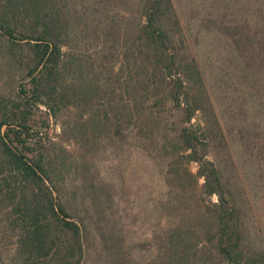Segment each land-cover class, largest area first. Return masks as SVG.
Listing matches in <instances>:
<instances>
[{"label": "trees", "instance_id": "trees-1", "mask_svg": "<svg viewBox=\"0 0 264 264\" xmlns=\"http://www.w3.org/2000/svg\"><path fill=\"white\" fill-rule=\"evenodd\" d=\"M193 26L174 0H0V228L14 240L0 264H83L82 216L114 200L97 154L123 146L154 161L166 193L145 241L105 222L108 264H264L231 141L264 180V0L253 21H201L230 50L211 69Z\"/></svg>", "mask_w": 264, "mask_h": 264}, {"label": "rangeland", "instance_id": "rangeland-1", "mask_svg": "<svg viewBox=\"0 0 264 264\" xmlns=\"http://www.w3.org/2000/svg\"><path fill=\"white\" fill-rule=\"evenodd\" d=\"M176 8L184 23L191 20L193 35L198 36L197 51L208 60V69L221 64L228 59L230 52L224 39H216L213 32L200 28L203 19L220 17L226 13L230 18L239 19L243 15H249L254 20L261 0H174ZM187 27V26H186ZM51 132L59 133L60 125L52 121ZM85 143L76 141L66 143L68 149L76 154L81 145L89 148L92 140L84 139ZM232 147L237 159L242 176L258 206V213L264 228V180L254 177L253 170L246 154L240 147L236 138H232ZM83 148V147H82ZM89 159H94L88 157ZM95 170L101 172V177L110 183V190L114 200L102 216L95 211L83 215L82 219L88 225V240L86 243V257L83 264H108L104 256L103 235L101 228L105 222L108 228L123 234L129 246H134L152 236L161 219L160 202L166 193V186L162 175L154 161L144 151L134 147H117V150H101L95 160ZM194 172L198 166L192 162L189 164ZM67 188L70 191L69 180ZM73 192V191H72ZM215 200V197H213ZM106 219V220H105ZM80 220V219H79ZM14 240L0 228V255L7 256L12 248ZM138 256L145 254L140 248L134 249Z\"/></svg>", "mask_w": 264, "mask_h": 264}]
</instances>
